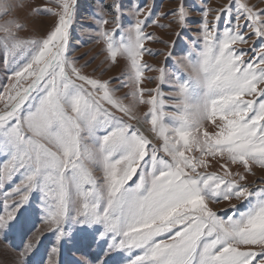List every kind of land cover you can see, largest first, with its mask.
<instances>
[{
    "label": "snow or ice",
    "instance_id": "obj_1",
    "mask_svg": "<svg viewBox=\"0 0 264 264\" xmlns=\"http://www.w3.org/2000/svg\"><path fill=\"white\" fill-rule=\"evenodd\" d=\"M50 2L59 10L31 13L55 17L42 37L22 38L27 25L15 19L0 24L9 73L0 89V186L19 176L12 191L22 195L0 216V238L8 242L9 222L32 195L56 238L53 253L70 229L93 237L96 257L76 264H264V178L247 182L254 166L264 170V0L199 7L198 20L187 0L169 13L129 0L127 26L122 0H101L94 30L106 60L126 61L122 75L108 80L86 74L87 64L72 57L76 0ZM15 7L0 0V19ZM161 15L176 16L185 31L189 21L198 26L171 78L143 62L145 52L157 54L145 47L153 39L146 28ZM146 69L160 73L157 87L141 86ZM124 88L130 91L117 95ZM213 161L219 170L209 171ZM232 200L241 204H230L226 216L210 207ZM32 248L30 241L10 264H27ZM5 254L0 249V264Z\"/></svg>",
    "mask_w": 264,
    "mask_h": 264
},
{
    "label": "rangeland",
    "instance_id": "obj_2",
    "mask_svg": "<svg viewBox=\"0 0 264 264\" xmlns=\"http://www.w3.org/2000/svg\"><path fill=\"white\" fill-rule=\"evenodd\" d=\"M16 5L14 11L0 19V24L7 20H18L27 25V27L19 33L22 38H39L45 35L49 28L54 23L55 17L50 16H35L32 15V10L36 7H48L54 10H59L56 4L50 0H11ZM136 3H141L143 0H135ZM148 3L156 6V11L161 13H169L175 9L179 0H147ZM230 0H187L189 15L192 19H200V12L196 10L199 7H207L208 9H218L222 5H226ZM258 0H250V3L255 4ZM104 4H111L112 0H103ZM125 5V18L123 23L127 26L134 22L131 14L127 12L129 0H122ZM101 0H76V11L73 26L71 29V39L69 47L71 49L72 57L78 61L77 66L83 67L86 74L94 75L96 78L108 80L113 77H119L125 70L126 61L118 57V62L113 64L106 60L105 45L102 40H99L98 33L94 30L96 25V15L99 11ZM264 7V5H261ZM148 10L145 9L140 19H145ZM214 13L210 11L208 19L212 21ZM110 23L105 27L108 30L116 28V24L112 22V15L110 12L106 17ZM164 25L165 27H161ZM198 27L189 21L187 31L180 25L176 16L169 15L165 18L163 15L158 17V23H152L146 28V32L153 35V39L145 42V47L151 49L156 55H149L145 52L143 62L151 65L154 69L164 68L169 78L177 74L175 60L180 59L187 51V45L190 44L191 37L195 36L194 29ZM180 34L178 37L177 34ZM4 33L0 32V36ZM163 41V42H161ZM251 41L248 44H237L236 47L248 49L251 46ZM175 44V47H173ZM173 53L171 59L167 54ZM251 55V53H249ZM247 58V57H246ZM4 53L0 52V89H3L9 83V73L5 70L3 63ZM145 79L142 87L155 88L160 84L158 71L145 70ZM149 78H153L151 81ZM119 83V81L117 82ZM162 91L165 95L170 91V86L161 85ZM129 88L122 89L117 95L123 96L129 92ZM126 104L131 103V98L124 101ZM2 107V104H0ZM147 111L145 105L138 106V112L143 113ZM147 127V125H145ZM209 130H212L211 128ZM3 157H0L2 160ZM225 161H220L223 163ZM236 170V166H231ZM219 170V165L213 161V167L209 171ZM254 175L249 174L247 182L250 184H258L261 178H264V170L258 166H254ZM97 175H100L97 173ZM19 176L15 177L13 182L5 183L0 186V216H6L11 211V205L17 203L22 199V195L15 194L12 189L15 184L19 182ZM137 177H133L129 181V185L136 181ZM9 197L5 200V195ZM230 204H236L238 207L241 202L237 200L221 201L218 204H210L221 216L230 214ZM7 205L8 207H6ZM224 209H229L225 212ZM44 216L41 206L36 201L34 196L30 195L27 203L22 204L15 212V219L10 221V225L15 226V230L8 234V242L6 243L0 238V249H5L6 254L3 257L5 264H10L11 261L21 259L20 252L24 246L30 241L33 242V248L22 259L26 260L27 264H48L51 258L58 264H76V261L81 258L94 259L99 251L93 237L89 233H83L70 229L72 237L69 240L61 241L58 253H53L52 249L56 246V238L48 225L43 222ZM90 232V230H89ZM3 234H0L2 236ZM39 238V243L35 241ZM138 251V250H136ZM110 259V258H109ZM126 264V262H125Z\"/></svg>",
    "mask_w": 264,
    "mask_h": 264
}]
</instances>
